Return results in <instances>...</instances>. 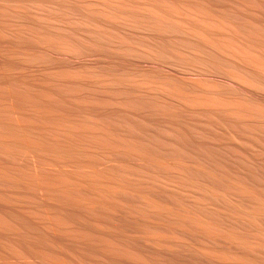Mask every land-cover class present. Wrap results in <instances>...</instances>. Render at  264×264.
<instances>
[{"label":"bare ground","instance_id":"6f19581e","mask_svg":"<svg viewBox=\"0 0 264 264\" xmlns=\"http://www.w3.org/2000/svg\"><path fill=\"white\" fill-rule=\"evenodd\" d=\"M0 264H264V0H0Z\"/></svg>","mask_w":264,"mask_h":264}]
</instances>
